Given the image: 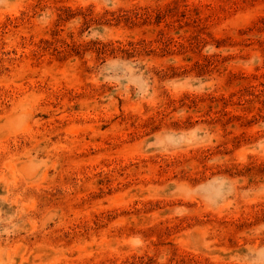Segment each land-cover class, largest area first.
<instances>
[{"label":"rangeland","instance_id":"1","mask_svg":"<svg viewBox=\"0 0 264 264\" xmlns=\"http://www.w3.org/2000/svg\"><path fill=\"white\" fill-rule=\"evenodd\" d=\"M0 264H264V0H0Z\"/></svg>","mask_w":264,"mask_h":264}]
</instances>
